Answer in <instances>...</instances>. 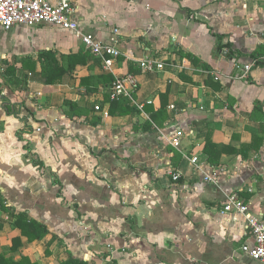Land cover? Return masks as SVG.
I'll use <instances>...</instances> for the list:
<instances>
[{"label": "crops", "instance_id": "1", "mask_svg": "<svg viewBox=\"0 0 264 264\" xmlns=\"http://www.w3.org/2000/svg\"><path fill=\"white\" fill-rule=\"evenodd\" d=\"M74 7L79 33L115 42L121 56L111 71L93 58L65 84H44L36 67L23 70L27 91L2 88L0 195L15 212L45 225L48 235L30 242L14 227L13 214L0 210V254L24 264H61L70 256L96 264H262L242 252L253 244L246 216L222 208L236 193L248 215L264 219V141L256 152L258 142L241 148L264 135V0H74ZM210 28L229 50L215 52ZM59 29H0V73L4 59L85 50L77 35ZM145 59L163 69L144 73L138 63ZM89 75L133 76L136 88L119 103L134 112L109 115L113 85L97 79L80 85ZM5 101L23 103L17 118L6 115ZM71 104L85 115L69 117ZM162 106L166 120L158 128L151 115ZM145 122L153 127L144 130ZM176 128L179 149L168 144ZM18 133L44 169L25 157ZM208 139L228 147L219 157L208 148L213 165L204 151ZM173 168L180 173L176 182L168 174ZM212 174L216 182H205ZM52 176L63 183L67 203L56 197ZM51 238L58 243L46 255ZM101 254L106 260L97 259Z\"/></svg>", "mask_w": 264, "mask_h": 264}, {"label": "trees", "instance_id": "2", "mask_svg": "<svg viewBox=\"0 0 264 264\" xmlns=\"http://www.w3.org/2000/svg\"><path fill=\"white\" fill-rule=\"evenodd\" d=\"M209 31L212 33V36L216 39V46H215V52H220L224 48L230 49V46L228 44L222 43L223 35L215 34L212 29L210 28ZM229 53V52H228ZM231 54V53H230ZM232 55V54H231ZM185 56H187L192 62H197V64L204 69H208L209 65L201 62L198 58L195 59L191 54L185 53ZM93 56L86 51V50H79L78 52H68L66 54H58L55 50H48L40 52L36 59H32L30 57H24L22 59H16L13 63H11L9 60L4 59L2 60V72L0 73V78L2 80V84H0V95L2 94V88L5 86H17L19 89H23L25 91L28 90L27 83H28V74L24 73L23 70L26 71H35V68H39L41 77L43 78L44 84L46 85H58V84H65L69 81L76 79L77 68L80 66H86L87 62L89 60H93ZM23 71V73H18L19 71ZM20 74V75H19ZM99 80L98 83L103 84H114L115 79L112 76H102L98 78H94L93 76L89 75L85 78H80V85H89L91 80ZM165 94L164 96H166ZM121 98V97H120ZM118 98L117 100L110 101V110L109 115L114 114L113 109H120L118 114L121 116L132 114L134 112V109L129 107L127 104L119 103V100H122L123 98ZM16 106H18V109H16ZM23 106V103L19 104H13L10 101H5L2 103V109L8 116H13L14 118H17L19 115V109ZM70 109L67 110L65 113L72 118V115H81L84 116L85 114H81L82 107L79 105H69ZM166 106H162L160 110L154 114L151 115V120L158 128L161 126L160 121L162 119H165V110ZM93 110V108H92ZM255 110V107H254ZM72 114V115H71ZM166 120V119H165ZM163 120V121H165ZM20 121H22L26 125V119L23 118ZM98 122L95 121L92 124L95 125ZM143 129L144 130H150L153 126L149 122L143 123ZM264 129V127H262ZM17 141L21 144V148L25 154V157L28 158L32 165L36 167L38 170L44 169V163L41 161V159L38 157V155L31 149L30 143L26 141L20 133L16 134ZM264 141V135L263 131L259 132L257 136L252 137V142L248 146H242V150H251L250 148L255 145V143L258 142L257 148L254 149L256 152L258 148H260L261 144ZM213 147L214 151L216 152V157H219L222 153L226 152L228 150V147L224 145H213L210 140H206V144L204 147V151L208 154V162L213 165L215 164V161H213L212 154L208 152V148ZM240 152V151H237ZM218 161L216 160V164ZM173 170H175L173 168ZM52 185L55 186L57 189L55 191V195L58 198H61L63 202H66L65 193L63 190V183L58 180L55 176H52L51 179ZM67 203V202H66ZM72 207L77 213V216L79 217L80 213L78 211V206L76 203L72 204ZM0 210L4 212H9L13 214L14 216V227L16 229L20 230L21 236L26 237L30 242L35 240H42L48 235V229L45 225H42L28 217L26 213L22 212H15L14 209H12L10 206H8L5 202V200L0 195ZM58 241L55 238H51L47 243V250L46 255L50 254V248L53 245H56ZM20 244V239L14 238L12 241V248L11 251L16 250ZM108 254H101L97 256V259L100 261L106 260V257ZM25 261V259H23ZM23 260L19 263L13 262L11 259H9V254H0V264H24ZM61 264H96L95 262H88L85 260L76 259L72 256H70L67 260L62 262ZM106 264H118L114 260H109Z\"/></svg>", "mask_w": 264, "mask_h": 264}, {"label": "built area", "instance_id": "3", "mask_svg": "<svg viewBox=\"0 0 264 264\" xmlns=\"http://www.w3.org/2000/svg\"><path fill=\"white\" fill-rule=\"evenodd\" d=\"M74 0H0V29L10 31L16 27L37 28L55 27L67 30L79 37L86 51L94 58L102 61L103 67L111 71L113 65L121 56L115 42L102 43L90 36L81 35L79 26L74 19ZM138 67L144 73H153L163 69V64L152 59L139 61ZM252 65L244 67V72L250 71ZM136 88L133 76L128 75L117 78L109 92L111 101L123 96H129ZM141 109V107H140ZM169 110L175 111L174 105L168 106ZM99 110V107H95ZM168 137V144L176 149L181 146L182 132L176 128ZM191 163L195 165L196 157H191ZM172 181L176 182L180 173L170 169L168 173ZM204 181L215 183L214 174L205 176ZM222 213H238L246 216L245 227L253 240L252 245H244L242 252L252 260L264 264V219L259 216L248 215V206L236 193H230L223 203Z\"/></svg>", "mask_w": 264, "mask_h": 264}, {"label": "rangeland", "instance_id": "4", "mask_svg": "<svg viewBox=\"0 0 264 264\" xmlns=\"http://www.w3.org/2000/svg\"><path fill=\"white\" fill-rule=\"evenodd\" d=\"M59 31H62V32H64L65 30L59 29Z\"/></svg>", "mask_w": 264, "mask_h": 264}]
</instances>
